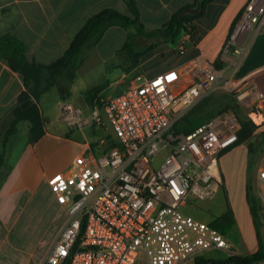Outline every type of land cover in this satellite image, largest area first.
<instances>
[{
	"label": "built area",
	"instance_id": "obj_1",
	"mask_svg": "<svg viewBox=\"0 0 264 264\" xmlns=\"http://www.w3.org/2000/svg\"><path fill=\"white\" fill-rule=\"evenodd\" d=\"M256 24L264 25V0H251L225 39L223 67L198 58L132 83L84 114L62 102L69 128L111 133L86 141L73 168L47 176L67 219L42 264L68 257V264H135L140 253L146 264H183L210 249L234 254L226 236L186 206L210 197L220 182V153L238 139L237 115L224 110L188 133L173 124L218 90L232 93L257 126L264 121L263 93L238 74L247 51L238 34ZM256 180L264 211V162Z\"/></svg>",
	"mask_w": 264,
	"mask_h": 264
},
{
	"label": "crops",
	"instance_id": "obj_2",
	"mask_svg": "<svg viewBox=\"0 0 264 264\" xmlns=\"http://www.w3.org/2000/svg\"><path fill=\"white\" fill-rule=\"evenodd\" d=\"M133 1L138 8L140 20L147 30L163 25L180 9L187 6L196 7L198 3L200 6L195 13H192L197 15L187 22L188 29L192 26V30L181 34L176 43L156 42L153 48L139 57L135 65L127 69L116 71L112 65L107 67V72L113 71V80L110 81L108 78L97 80L99 97L96 94L91 101L86 93L90 87L87 89L80 87L79 92L89 106V111L94 105H101L102 99L118 94V91L136 83V80L151 78L198 58H206L216 67H223L225 63L221 57L223 43L234 30L251 0H207L204 4L195 0ZM104 8H115L130 14L127 0H0V34H15L25 43L26 56L29 59L49 64L66 50L85 20ZM108 30L109 28L106 31ZM115 32L119 31L115 30ZM238 42L247 47L238 74L249 76V82L255 84L264 95V25L256 24L241 31L238 34ZM123 44L122 36L121 47ZM72 81L73 78L66 80L67 88L63 90V96L57 87L53 86L56 88L54 98L59 112L57 118L60 121H63L60 114L62 102H71L74 95L75 87L71 84ZM24 88L22 75L12 70L7 61L0 57V125H3L2 129L5 127L3 122L12 115L13 108ZM51 88L44 91L38 100L42 118L39 138L33 141L36 135L31 132L30 122L20 120L17 123L16 132L9 138L4 157L0 161V172L4 166H7L0 178V264H42L47 251L66 222L64 218L47 240L43 235L35 239L25 234L22 236V232L27 233L29 228L37 226H31L33 223L43 225L46 231L56 221L60 212H66L65 207L56 200L55 193L48 185L46 178L55 171L73 168L77 159L85 152V142H94L98 136L102 135L99 133L101 130L95 127L82 129L85 139L83 146L84 140H72L73 131L68 133L69 127L65 130L61 124H54L48 116L50 109L47 110L43 106L45 96ZM243 112L246 114L244 110ZM30 134L33 137L30 138ZM87 135L91 138L88 137V139ZM51 146L67 149L68 152L71 149L73 154L63 164L51 166L45 159ZM222 156L223 153L219 158L220 182L216 187L221 186L222 181L224 182ZM261 159L264 161V153ZM42 183L50 191V197L46 200L40 198L38 194V188ZM216 187L213 188L211 196L215 193ZM245 200L249 208L246 184ZM35 211L36 215H34ZM225 211L226 209L220 210L216 216H220ZM250 216L257 242L256 227L251 212ZM21 228L25 230L20 232ZM263 230V226H260V234ZM262 234L261 238L264 241ZM194 259L195 257H191L187 260ZM259 263L264 264V259ZM194 264H196L195 260Z\"/></svg>",
	"mask_w": 264,
	"mask_h": 264
},
{
	"label": "trees",
	"instance_id": "obj_3",
	"mask_svg": "<svg viewBox=\"0 0 264 264\" xmlns=\"http://www.w3.org/2000/svg\"><path fill=\"white\" fill-rule=\"evenodd\" d=\"M195 1L204 4L207 0ZM127 3L130 14H125L115 8H104L88 17L73 37L66 50L49 64H43L34 59H29L26 56L25 43L15 34H0V57L7 61L12 70L22 75L25 87L18 97L12 115L3 122L5 125L4 129H2L3 125H0V161L4 157L9 138L16 132L17 123L20 120H28L30 122L31 132L36 135L33 141L39 138L42 125V118L38 107L40 95L49 88L56 86L63 96V90L67 88V83H65V70L81 53L84 46H90L96 43L108 28L119 26L127 30V40L119 49V51H127L125 56H123V66L121 67L122 69H127L135 65L139 57L144 55L150 48H153L156 42L170 41L171 43H176L181 34L192 30V26L188 29L187 22L197 15L186 13L179 17V13L182 10L180 9L163 25L152 30H147L140 20L139 11L135 2L133 0H127ZM130 28L132 29L130 30ZM139 38L145 39L147 43L142 46L139 45L137 43ZM72 77L73 74H70V78ZM98 91L99 86L97 85L87 89L86 93L91 101L96 97ZM215 92L216 91L211 92L198 100L173 124V129L178 132L188 133L216 114L230 109L236 113L240 123L238 139L234 145H232L236 146L242 140H246L257 125L243 112V109L236 103L232 93L223 91V95L226 94V97H223L215 95ZM213 94L215 98L219 97L217 101H221L222 97L224 100L231 98L237 108H228L230 107V105L226 107L228 104H225L223 108L218 107L216 104L206 105V100L211 96L213 97ZM246 197L256 227L258 247L246 255L227 254L224 258H219L217 260L212 259L213 264H255L264 259V244L261 241L259 227V223L262 221L260 217L262 207L259 206L256 199L249 194V186L246 187ZM186 212L189 213V210L186 209ZM221 222L226 227L233 223L230 208L227 207L223 214L209 220L212 226L218 228L225 235V230L224 227L221 226ZM203 261L202 255L195 257L196 264H205ZM68 263L69 257L64 264Z\"/></svg>",
	"mask_w": 264,
	"mask_h": 264
},
{
	"label": "rangeland",
	"instance_id": "obj_4",
	"mask_svg": "<svg viewBox=\"0 0 264 264\" xmlns=\"http://www.w3.org/2000/svg\"><path fill=\"white\" fill-rule=\"evenodd\" d=\"M112 28V29H111ZM106 31L101 38L90 46H84L81 53L73 60L71 65L65 70L66 80L72 79L71 84H74V95L71 98V102L78 106L83 114L89 112V106L87 105L84 97L80 94L79 88L87 89L93 85H96L98 79L108 78L110 81L113 80L112 70L107 72V67L111 66L114 70H122L123 66V56H125L126 50L119 51L121 48L122 36L124 37V42L127 40V30L119 26H113ZM132 28H130L131 30ZM119 31L121 33H116ZM134 30V29H133ZM137 43L139 45H144L147 43L145 39L139 38ZM70 74H73V77L70 78ZM145 80V79H144ZM143 80H136V83H140ZM89 82V83H88ZM55 87L51 88L44 100V108L50 109L49 117L56 125H62L63 129L67 130L68 126L64 121L58 120L57 116L59 115L57 106L55 105ZM120 91H118L119 93ZM215 95H220L226 97V94L223 95V91H216ZM209 97L206 100V105L216 104L218 107L223 108L225 104L230 105L228 108H237L234 104V101L231 98L224 100L222 97L221 101H217L219 97L215 98ZM97 96L100 95L97 92ZM72 134V140L83 141L84 146V134L81 129L70 128L68 133ZM85 131V130H84ZM93 131V130H92ZM93 133V132H92ZM100 134L111 133L110 129H103ZM99 134V135H100ZM91 135V131H90ZM90 135H87V138H91ZM33 137L32 134L29 136ZM88 138V139H89ZM240 141V140H239ZM264 153V121L254 128L251 135L242 140L238 145L231 147L223 152L221 158V166L224 172V182L222 181L221 186H215V193L206 198L205 200L200 201H191V204H188L186 207L189 210V213L193 216L209 221L213 217H216V214L220 210H225L230 208L233 217V223L224 226L223 223L221 226L224 227L225 236L231 243V250L234 251V254L246 255L257 249L258 245L256 242V237L254 233L253 224L251 222V216L249 208L245 200V184L246 187L249 186V194L256 199L258 205L260 202L258 200V190L256 188V172L264 161L262 158ZM73 154V150L70 149L68 152L67 149L60 148L58 146H51L46 153V160L50 163L51 166H58L70 159ZM7 169V166H4L0 172V178L3 176V173ZM38 194L40 198L46 200L50 197V191L45 184H41L38 188ZM35 200L32 205H34ZM193 202V203H192ZM32 211V209H30ZM29 210V212H31ZM37 211V210H36ZM36 211L34 212L36 215ZM65 219H67V212H60L59 216L54 223L51 224L49 228L44 229L43 225L33 223L37 225L34 228H29L27 233L24 228H21L19 231L22 232V236L28 235L29 238H39L41 235L45 236L47 240L51 234L57 229V226ZM263 226L264 221L259 223V227ZM44 232V233H43ZM47 232V233H46ZM263 233V234H262ZM261 234L264 238V230ZM260 234V237H262ZM33 239V240H34ZM261 241H264L261 238ZM227 254L230 253L223 252L221 250L210 249L205 252H202L203 263L209 264L213 260L219 258H224ZM195 260V259H194ZM194 260H187L185 264H194ZM135 264H146V258L143 253H140L137 257ZM255 264H260L255 263Z\"/></svg>",
	"mask_w": 264,
	"mask_h": 264
},
{
	"label": "water",
	"instance_id": "obj_5",
	"mask_svg": "<svg viewBox=\"0 0 264 264\" xmlns=\"http://www.w3.org/2000/svg\"><path fill=\"white\" fill-rule=\"evenodd\" d=\"M199 6H200V4L198 3L196 7H193V6L185 7L179 13V17L183 16L186 13H195L198 10ZM260 216H261L262 220L264 221V211H260Z\"/></svg>",
	"mask_w": 264,
	"mask_h": 264
},
{
	"label": "bare ground",
	"instance_id": "obj_6",
	"mask_svg": "<svg viewBox=\"0 0 264 264\" xmlns=\"http://www.w3.org/2000/svg\"><path fill=\"white\" fill-rule=\"evenodd\" d=\"M256 121H260L261 120V117L260 116H257L255 117Z\"/></svg>",
	"mask_w": 264,
	"mask_h": 264
}]
</instances>
